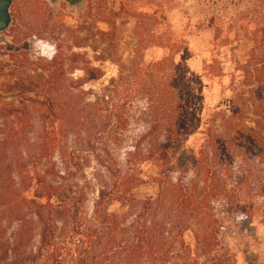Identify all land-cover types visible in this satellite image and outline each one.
<instances>
[{
    "label": "trees",
    "instance_id": "1",
    "mask_svg": "<svg viewBox=\"0 0 264 264\" xmlns=\"http://www.w3.org/2000/svg\"><path fill=\"white\" fill-rule=\"evenodd\" d=\"M57 60H29L48 74L8 84L31 89L25 99L17 96L25 107L9 110L13 117L0 124V264H203L206 257L209 264H236L224 243V214L264 223V34L240 66V105L234 101L221 116V132L213 130L214 117L206 122L197 151L182 165L177 154L189 133L188 103L163 62H136L131 75L120 71L94 91L82 85L103 76L99 67H84L86 77L74 79ZM137 97L147 100L139 113L151 121L132 138L122 169L113 152L129 137ZM246 104L253 127L243 121ZM69 140L74 153L85 146L100 150V164L110 161V179L90 206L89 187L74 183L72 169L54 160ZM146 162L157 168L148 181L140 177ZM142 183L153 192L140 195ZM113 203L124 209H111Z\"/></svg>",
    "mask_w": 264,
    "mask_h": 264
},
{
    "label": "rangeland",
    "instance_id": "2",
    "mask_svg": "<svg viewBox=\"0 0 264 264\" xmlns=\"http://www.w3.org/2000/svg\"><path fill=\"white\" fill-rule=\"evenodd\" d=\"M88 1L93 11H83L87 0L73 4L71 8L79 11H62L59 16L57 11H15L9 43L0 44V124H7L13 117L7 114L9 110L25 107L19 104L18 95L21 100L30 95L27 86L9 88L10 81L48 74L30 64L35 59L64 61L68 66L65 76L74 79L86 77L84 67H99L103 76L82 85V89L94 91L107 86L120 71L124 76L131 75L129 68L136 62L161 61L173 74L167 79L177 95L188 103L189 133L177 154L179 164L187 163L201 143L206 122L214 117L213 130L221 132V116L231 113L235 104L240 105V66L248 60L253 42L264 34V0ZM23 2L16 0L19 9ZM110 100L115 103L116 98ZM134 101L129 109V137L113 152L122 169L139 127L151 121V117L139 113V103L147 100L137 97ZM243 109L247 110L243 121L253 127L251 106L246 104ZM75 147L69 140L65 156L56 152L54 160L62 170L66 165L72 169L70 178L74 183L89 187L86 204L90 206L96 189L110 179L106 169L110 161L102 165L100 150L93 152L83 146L74 153ZM10 154L16 155L15 150ZM140 168L144 181L157 174V168L149 162ZM153 190L146 183L139 187L142 196ZM111 209L123 210L124 206L113 203ZM223 224L224 243L235 253L236 264H264V223L260 217L243 220L225 213ZM202 263L209 264L208 258Z\"/></svg>",
    "mask_w": 264,
    "mask_h": 264
},
{
    "label": "flooded vegetation",
    "instance_id": "3",
    "mask_svg": "<svg viewBox=\"0 0 264 264\" xmlns=\"http://www.w3.org/2000/svg\"><path fill=\"white\" fill-rule=\"evenodd\" d=\"M80 0H24L22 9H19L16 0H9L7 11L9 15V20L6 27L0 30V44L9 43L8 37H10L9 31L13 28L15 11H57L56 13L62 15V11H79L78 8H71L75 6L73 4L79 3ZM86 10L83 11H93V6L91 3H88ZM5 4V1H2V5Z\"/></svg>",
    "mask_w": 264,
    "mask_h": 264
},
{
    "label": "water",
    "instance_id": "4",
    "mask_svg": "<svg viewBox=\"0 0 264 264\" xmlns=\"http://www.w3.org/2000/svg\"><path fill=\"white\" fill-rule=\"evenodd\" d=\"M2 1H5V4L2 5ZM72 2V0H70ZM9 0H0V30L4 29L8 23L9 15L7 11Z\"/></svg>",
    "mask_w": 264,
    "mask_h": 264
}]
</instances>
